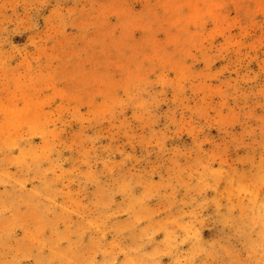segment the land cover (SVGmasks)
Returning a JSON list of instances; mask_svg holds the SVG:
<instances>
[{
  "label": "clouds",
  "instance_id": "obj_1",
  "mask_svg": "<svg viewBox=\"0 0 264 264\" xmlns=\"http://www.w3.org/2000/svg\"><path fill=\"white\" fill-rule=\"evenodd\" d=\"M0 264H264V0H0Z\"/></svg>",
  "mask_w": 264,
  "mask_h": 264
},
{
  "label": "rangeland",
  "instance_id": "obj_2",
  "mask_svg": "<svg viewBox=\"0 0 264 264\" xmlns=\"http://www.w3.org/2000/svg\"><path fill=\"white\" fill-rule=\"evenodd\" d=\"M14 39H18V38H14ZM213 134H215V130H213Z\"/></svg>",
  "mask_w": 264,
  "mask_h": 264
}]
</instances>
